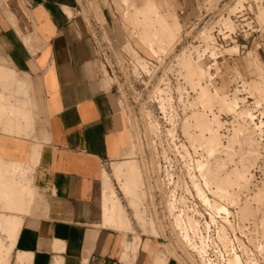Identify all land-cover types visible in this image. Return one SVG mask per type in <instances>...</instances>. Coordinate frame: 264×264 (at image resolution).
I'll return each mask as SVG.
<instances>
[{"label": "rangeland", "instance_id": "374dc122", "mask_svg": "<svg viewBox=\"0 0 264 264\" xmlns=\"http://www.w3.org/2000/svg\"><path fill=\"white\" fill-rule=\"evenodd\" d=\"M110 2L114 33L80 0L130 132L102 168L112 187L107 223L120 228L125 252L147 236L178 264L192 254L208 264H264V0H189L178 30L148 1L154 9L127 14L133 33L125 7ZM32 170L33 162L0 158L5 244L34 203Z\"/></svg>", "mask_w": 264, "mask_h": 264}, {"label": "crops", "instance_id": "0c3cea01", "mask_svg": "<svg viewBox=\"0 0 264 264\" xmlns=\"http://www.w3.org/2000/svg\"><path fill=\"white\" fill-rule=\"evenodd\" d=\"M91 1L114 33V4ZM119 1L132 33L127 14L148 1L175 30L193 7ZM102 66L80 0H0V158L33 162L36 194L15 238L0 237V264H178L153 237L125 252L120 228L107 223L102 168L121 156L130 132Z\"/></svg>", "mask_w": 264, "mask_h": 264}, {"label": "bare ground", "instance_id": "6f19581e", "mask_svg": "<svg viewBox=\"0 0 264 264\" xmlns=\"http://www.w3.org/2000/svg\"><path fill=\"white\" fill-rule=\"evenodd\" d=\"M145 5V8L146 9H144V11H147L148 10V12L151 10V9H154V5H153V3H146V4H144ZM146 18V17H145ZM158 23L161 25V27L162 28H164V27H166L167 26V22H166V20L163 18V17H159L158 18ZM131 172L133 173V171H134V167H131ZM106 175V174H105ZM219 183V182H218ZM230 184V183H229ZM125 185V184H124ZM126 186V185H125ZM220 187V186H219ZM104 188H105V190H104V197L106 196V194L108 193V191L109 190H112V187H111V184L109 183V181H108V179H106L105 181H104ZM224 189V188H223ZM222 188L220 189V190H223ZM224 190H226V189H224ZM136 195V194H135ZM103 196V195H102ZM132 205L134 206L135 205V203H132ZM135 208V207H134ZM110 220L111 221H113L114 220V216H113V214H112V216L110 217ZM116 222V221H115ZM115 227V226H114Z\"/></svg>", "mask_w": 264, "mask_h": 264}, {"label": "built area", "instance_id": "2783aa9c", "mask_svg": "<svg viewBox=\"0 0 264 264\" xmlns=\"http://www.w3.org/2000/svg\"><path fill=\"white\" fill-rule=\"evenodd\" d=\"M97 45V44H96ZM199 254H192L190 264H208Z\"/></svg>", "mask_w": 264, "mask_h": 264}]
</instances>
